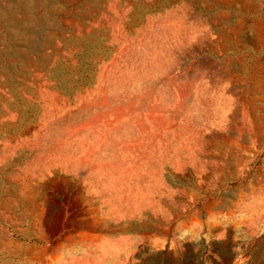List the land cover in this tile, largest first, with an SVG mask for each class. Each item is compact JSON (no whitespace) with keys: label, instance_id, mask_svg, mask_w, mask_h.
Segmentation results:
<instances>
[{"label":"rangeland","instance_id":"obj_1","mask_svg":"<svg viewBox=\"0 0 264 264\" xmlns=\"http://www.w3.org/2000/svg\"><path fill=\"white\" fill-rule=\"evenodd\" d=\"M0 264H264V0H0Z\"/></svg>","mask_w":264,"mask_h":264}]
</instances>
